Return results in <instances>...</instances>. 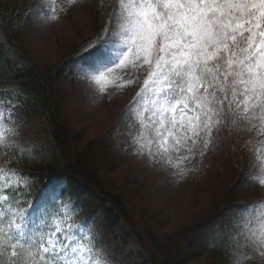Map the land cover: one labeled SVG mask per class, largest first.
<instances>
[{
  "label": "snow or ice",
  "instance_id": "1",
  "mask_svg": "<svg viewBox=\"0 0 264 264\" xmlns=\"http://www.w3.org/2000/svg\"><path fill=\"white\" fill-rule=\"evenodd\" d=\"M107 17L80 74L100 93L124 87L119 82L129 69L143 74L125 110L132 153L183 177L190 171L184 162L203 157L220 125L230 122L256 132L260 163L251 182L264 186V0H112ZM9 105L0 100L4 149L19 134L5 122L15 123L10 111L5 117ZM30 179L0 167V264H111L87 221L74 220L71 194L53 181L26 200L20 189ZM220 239L234 242L231 264L264 257V201L238 207Z\"/></svg>",
  "mask_w": 264,
  "mask_h": 264
},
{
  "label": "rangeland",
  "instance_id": "2",
  "mask_svg": "<svg viewBox=\"0 0 264 264\" xmlns=\"http://www.w3.org/2000/svg\"><path fill=\"white\" fill-rule=\"evenodd\" d=\"M111 2L77 0L69 5L68 0H37L12 42L20 46L43 72L52 75L56 69L61 71L62 75L55 83L61 117L77 139V150L87 146L86 151L95 149L102 155L98 176L105 189L119 196L126 204L127 212L144 226L143 229H151L144 237L151 236L158 241H163L165 235L174 233L178 236L181 229L207 219L218 204L226 200L229 196L225 195L226 191L232 188L237 191V199H264V186L251 182V176L256 173L254 166L260 163L254 151L260 143L257 134L230 122L220 125L203 157L197 155L194 160L184 162L182 167L190 171L183 177L172 175V168L164 170L146 157L132 153L125 110L142 86L143 74L129 69L130 74H124L119 82L124 87L107 86L104 93L80 74L82 57L101 38L108 23ZM18 3L19 0H0V11L14 8ZM52 15L58 18L44 19ZM82 42L84 52L68 61L69 67L65 71L61 70L68 53ZM127 80L133 82L126 83ZM0 100H11L14 107L5 106V117L10 111L15 123H8L7 119L5 122L8 127L19 129L14 147L0 148V167H7L5 161L13 159V150L21 149L28 151L41 165L54 158L59 163L42 116L23 111L13 95L8 94ZM28 186L29 183L25 187ZM69 193L77 209L74 220L87 221L98 243L110 256L111 264H151L124 220L114 224L106 220L98 201L77 199L73 191ZM224 219V223H229L230 215ZM217 225L221 226L215 224L203 229L198 237L200 249L208 248L210 239L220 233ZM137 229L140 231L136 233L138 238H143L142 228ZM250 261L251 264H264V257L252 254ZM189 264H231V258L210 251Z\"/></svg>",
  "mask_w": 264,
  "mask_h": 264
},
{
  "label": "trees",
  "instance_id": "3",
  "mask_svg": "<svg viewBox=\"0 0 264 264\" xmlns=\"http://www.w3.org/2000/svg\"><path fill=\"white\" fill-rule=\"evenodd\" d=\"M36 1L19 0L16 7L0 11V99L8 94L13 95L23 111L29 110L42 116L50 141L60 158L59 163L54 158L52 162L41 165L28 151H24L23 158H20L21 151L13 150L12 163L7 167L20 169L31 176L29 186L20 189L26 194L24 198L31 201L38 196L45 184L54 181L62 184L66 195L73 191L77 199L89 198L91 201H98L105 211L106 220L114 224L124 220L131 234L141 243L142 250L145 256L149 257L151 264H189L197 260L199 255L210 251L231 258L229 252L234 242L220 239L221 233L227 231L228 223H224V218L227 214L231 217L238 207L250 202L235 198V188L226 191L225 195L229 196L218 204L207 219L203 218L202 222L194 226L180 228L181 233L178 236L174 233L165 235L163 241H158L150 235L144 237L145 234L151 233V229H143L144 226L127 212L126 204L119 196L105 189L98 176L102 155L95 149L86 151L87 146L81 151L77 150V139L61 117L60 97L55 91V83L60 79L61 71L56 69L52 75L43 72L20 46L12 43ZM83 46L82 42L72 48L67 59H64V68L61 70L65 71L69 67L68 61L84 52ZM258 200L264 201L263 198L252 201ZM215 224L221 225H217L220 233L210 239L208 248L200 249L198 237L204 228ZM134 225L142 228L143 238H138L136 233L140 231ZM245 264H251L250 259L245 261Z\"/></svg>",
  "mask_w": 264,
  "mask_h": 264
}]
</instances>
